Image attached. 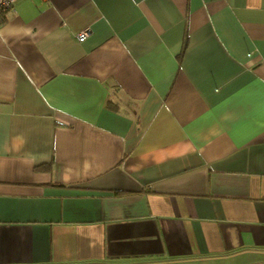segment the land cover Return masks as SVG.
Masks as SVG:
<instances>
[{
  "label": "crops",
  "instance_id": "obj_1",
  "mask_svg": "<svg viewBox=\"0 0 264 264\" xmlns=\"http://www.w3.org/2000/svg\"><path fill=\"white\" fill-rule=\"evenodd\" d=\"M16 5L0 264H264V0Z\"/></svg>",
  "mask_w": 264,
  "mask_h": 264
},
{
  "label": "built area",
  "instance_id": "obj_2",
  "mask_svg": "<svg viewBox=\"0 0 264 264\" xmlns=\"http://www.w3.org/2000/svg\"><path fill=\"white\" fill-rule=\"evenodd\" d=\"M8 11L16 12L17 14H21V11L18 9L16 5V0H0V16ZM88 35L87 31H83L78 35L79 41H84Z\"/></svg>",
  "mask_w": 264,
  "mask_h": 264
}]
</instances>
